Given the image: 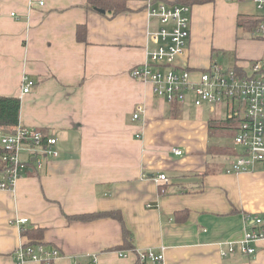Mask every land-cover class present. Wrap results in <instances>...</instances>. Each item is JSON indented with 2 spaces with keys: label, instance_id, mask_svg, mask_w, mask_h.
Returning <instances> with one entry per match:
<instances>
[{
  "label": "crops",
  "instance_id": "crops-1",
  "mask_svg": "<svg viewBox=\"0 0 264 264\" xmlns=\"http://www.w3.org/2000/svg\"><path fill=\"white\" fill-rule=\"evenodd\" d=\"M126 1L128 9L113 14L88 9L87 0H0V96L20 98L19 126L55 138L58 151L38 163L25 149L14 189L0 190V264H16L27 244L59 256L26 264H144L138 253L149 250L163 253L164 264H264V238L254 254L241 251L245 233L257 228L247 217L264 219V168L231 171L241 150L211 143L209 121L221 119L214 105L196 106L192 97L169 103L131 76L147 60L157 21L146 0ZM226 2L191 7L178 64L192 81L218 63L217 29L228 26L230 39L239 15L263 16ZM240 42L255 58L259 46L250 44L264 47ZM26 76L35 86L23 93ZM1 154L0 143V179ZM106 212L121 220L83 218ZM27 229H41L42 238L23 235Z\"/></svg>",
  "mask_w": 264,
  "mask_h": 264
},
{
  "label": "built area",
  "instance_id": "built-area-1",
  "mask_svg": "<svg viewBox=\"0 0 264 264\" xmlns=\"http://www.w3.org/2000/svg\"><path fill=\"white\" fill-rule=\"evenodd\" d=\"M257 9L264 17V0H253ZM40 2V5H43ZM148 16L157 21L155 29L148 31L147 60L131 71V76L144 83L151 84L154 92L169 103H182L188 97L193 98L196 106L221 105L227 111V116L234 117L238 122L237 134L234 138L236 146L241 151L236 155L231 171L244 172L249 167L261 164L264 168V61L249 63L251 73H246L244 67L239 71L226 69L219 63L200 73L199 79L192 81V72L186 65L180 66L178 59L184 56L187 39L190 35L191 6L170 5L161 0H146ZM252 35L264 38V18L253 30ZM243 68V69H242ZM23 93H28L35 86V81L24 78ZM143 113L141 107L136 109L133 118L138 119ZM6 133L0 129L2 147L1 159L4 171L0 179V190H13L21 177L25 164L20 160L24 146L40 162L39 156L56 157V139L47 138L43 142L40 131L26 127H17ZM14 131L15 134H12ZM173 153L182 155L179 148L172 149ZM159 182H169L165 175L157 177ZM248 221L257 225L255 230L245 233L241 241V251L254 254L253 246L264 238V219L259 216H248ZM26 224L27 218L17 221ZM231 246V242L229 243ZM230 250H233L232 246ZM59 256V251H46L43 245L27 244L20 246L15 252V263L26 264L27 261H50ZM138 256L144 264H164L163 253L153 250L139 252Z\"/></svg>",
  "mask_w": 264,
  "mask_h": 264
},
{
  "label": "trees",
  "instance_id": "trees-1",
  "mask_svg": "<svg viewBox=\"0 0 264 264\" xmlns=\"http://www.w3.org/2000/svg\"><path fill=\"white\" fill-rule=\"evenodd\" d=\"M216 0H176L178 5H188L196 6L208 3H213ZM87 8L94 10L96 8L105 9L113 14H118L126 11L127 1L126 0H87ZM263 16H247L239 15L237 20L238 29L249 33L252 38H258L252 35L253 30L260 24L263 20ZM20 110H21V100L18 97H6L0 96V128L4 130H14L19 127L20 124ZM234 117L229 115L225 118L216 119L209 121L210 130H224L230 128L231 124L234 122ZM42 133V132H41ZM43 134V133H42ZM43 142L45 144V137L43 135ZM226 154H230L228 150L225 151ZM238 153H236L237 155ZM100 217H114L121 220V216L117 212H106V213H96L90 216L83 217L85 219L100 218ZM42 230L38 229H27L22 232L23 235L28 236L33 239H41ZM128 232L125 230V237L128 239ZM128 244V242H127ZM36 245V244H35ZM131 245L128 244V247ZM140 264V263H139Z\"/></svg>",
  "mask_w": 264,
  "mask_h": 264
},
{
  "label": "rangeland",
  "instance_id": "rangeland-1",
  "mask_svg": "<svg viewBox=\"0 0 264 264\" xmlns=\"http://www.w3.org/2000/svg\"><path fill=\"white\" fill-rule=\"evenodd\" d=\"M163 2V1H162ZM228 5H230L231 3L234 4H241L244 8V6H246L247 9L244 10H248V12H256V13H261L253 0H228V2H226ZM191 14V13H190ZM224 22H228L227 17L224 18ZM236 29H238L237 25H236ZM238 33H236L234 31V23H233V27L231 26V35H230V39L228 38V26H226V28H220L217 29L216 31V35L222 37V39H224L221 42V46L224 45L223 48H217L214 49L212 52V60L218 62L220 65H222L224 68L226 69H234V66L236 65L237 67H235L236 71H239V69H241L240 67H244L246 73H251V69H250V65L249 63H252L253 61H264V47L263 44H255V43H251L250 45H255V46H259L258 50L260 51L259 55L257 58L253 57L256 56L257 50H247L245 52L244 47L242 46L240 40L242 39H246V40H254L257 42H262L264 41L263 38H252L249 35H247L246 32L242 31L241 29H238ZM250 39H249V38ZM180 59V58H179ZM178 59V60H179ZM240 62V64H239ZM243 69V68H242ZM193 108L195 110H198V108L200 107H195L193 106ZM216 108V113L217 115H219L221 118H225L227 116V111L226 109L221 106V105H215ZM201 109V108H200ZM215 113V114H216ZM238 122L234 121L230 128H226L224 130H219L217 132L216 130H212V134H211V138L210 141L211 143H216L218 140L219 141H223V143H227L228 146L230 147H235L236 150H241V148L239 146H236L235 144V136L237 134V126H238ZM223 133V134H222ZM219 134L220 136L218 137ZM27 149L30 153V149L28 148V146H24V148L21 150V153H24V150ZM21 160V158H20ZM22 161V160H21Z\"/></svg>",
  "mask_w": 264,
  "mask_h": 264
},
{
  "label": "water",
  "instance_id": "water-1",
  "mask_svg": "<svg viewBox=\"0 0 264 264\" xmlns=\"http://www.w3.org/2000/svg\"><path fill=\"white\" fill-rule=\"evenodd\" d=\"M96 10L99 11V12H101V13H105V11L102 10V9L97 8ZM5 132H6L7 134L10 133L9 130H5ZM12 134H15L14 131H12ZM35 159H36V158H35Z\"/></svg>",
  "mask_w": 264,
  "mask_h": 264
}]
</instances>
